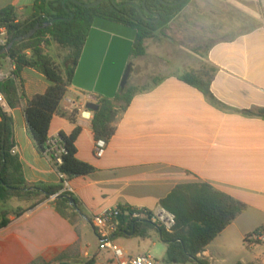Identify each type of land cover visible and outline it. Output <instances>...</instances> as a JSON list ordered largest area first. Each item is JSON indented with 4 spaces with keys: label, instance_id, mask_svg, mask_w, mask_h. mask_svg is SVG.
Listing matches in <instances>:
<instances>
[{
    "label": "crops",
    "instance_id": "0c3cea01",
    "mask_svg": "<svg viewBox=\"0 0 264 264\" xmlns=\"http://www.w3.org/2000/svg\"><path fill=\"white\" fill-rule=\"evenodd\" d=\"M35 1L0 0V10L12 6L25 18ZM175 21L208 42L204 53L203 44H199L189 65L178 54L183 49L170 51L166 57L159 44L149 55L144 42L145 55L139 60L150 59L147 63L158 73L169 66V60L176 62L179 70L155 76L161 82L134 96L116 116L115 134L101 158L94 155V112L85 108L91 95L68 88L63 112L77 111L76 122L55 115L49 138L68 135L80 127L75 142L77 158L94 167L91 175L62 182L28 135L24 105L13 109L7 105L11 143L17 149L15 157L23 178L28 184L62 185L61 192L80 202L83 219L78 235L75 226L50 204L58 194L19 217L9 216V224L0 229V264H30L36 259L52 264L77 243L81 264L90 259L95 264H109L111 254L99 252L91 218L114 207L156 211L162 199L186 183L209 184L247 206L199 258L207 264H264V242L245 243L246 236L264 227V120L241 114L264 108V9L256 0H192ZM161 36L159 32L151 39ZM50 52L58 50L52 47ZM191 66L216 70L210 84L215 101L180 80ZM6 75L8 78L10 70ZM21 81L27 100L44 94L49 87L43 74L29 68L23 69ZM21 203L20 208L28 207ZM84 227L90 229L95 241L83 233Z\"/></svg>",
    "mask_w": 264,
    "mask_h": 264
},
{
    "label": "trees",
    "instance_id": "16d2710c",
    "mask_svg": "<svg viewBox=\"0 0 264 264\" xmlns=\"http://www.w3.org/2000/svg\"><path fill=\"white\" fill-rule=\"evenodd\" d=\"M74 1L89 4L82 0H36L31 13L25 18H21L12 6L0 10V28L7 30V44L26 35L36 25L42 27L55 20L50 27L39 29L29 40L15 43L8 54L0 56V60L4 59L10 67H14L9 77L0 81V94L10 109L24 105L28 135L37 152L49 160L59 175L64 176L61 178L62 182L89 176L95 171L93 166L77 158L75 142L81 133L80 127L76 126L68 135H59L65 151L61 156V165L53 163V152L47 144L50 124L55 115L67 117L72 124L76 122L77 111L67 115L63 112L62 103L71 87L75 68L94 19L104 18L136 30L130 58H138L145 55L144 42L165 30L192 0H183L181 3V0H175L177 4H164L160 0H104L93 8L77 5ZM95 1L97 0L93 2ZM145 10L151 15L146 14ZM54 46L58 53L50 52ZM25 68L43 74L49 82L44 94L36 95L30 100L25 98L21 81V73ZM215 71L213 68L207 71H189L180 80L215 101L210 92ZM161 80L153 78L149 84L126 86L112 100L99 96L96 103L98 109L92 118L94 139H102L107 143L115 134L116 116L126 110L134 96L151 90ZM241 114L264 120V108L241 111ZM0 117V229L10 222L6 208L11 200L28 204L25 209L17 207L12 211L13 216L19 217L58 194L50 204L62 218L75 226L79 235V222L83 219L80 202L72 194L61 192L62 185L51 187L43 183L28 184L25 181L18 159L10 154L11 119L3 111ZM70 198L73 199V204H70ZM159 206L175 217V225L171 231L146 220L127 223L121 218L114 238H145L151 229H156L160 240L166 245V264H207L199 255L247 209L245 204L206 183L178 185L160 201ZM253 233H264V227ZM250 235L246 236L245 243H249ZM78 252L77 243L66 249L52 264H81ZM82 263L95 264V260ZM30 264L47 263L36 259Z\"/></svg>",
    "mask_w": 264,
    "mask_h": 264
},
{
    "label": "water",
    "instance_id": "95a60500",
    "mask_svg": "<svg viewBox=\"0 0 264 264\" xmlns=\"http://www.w3.org/2000/svg\"><path fill=\"white\" fill-rule=\"evenodd\" d=\"M103 1L97 0L90 4L74 2L77 5L93 8L99 6ZM160 1L168 4L174 0ZM181 2L183 0L179 3ZM130 5L134 4L130 3ZM145 13L151 15L147 10H145ZM154 16L158 18L157 15ZM54 21L51 20L42 27L36 25L26 35L15 38L5 48L0 50V56L8 54L15 43L29 40L39 29L45 26L50 27ZM136 35L137 31L132 28L104 18L97 17L94 19L71 83L72 87L91 95L90 101L85 105L87 110L97 111L98 105L95 102L99 96L112 100L116 97L119 90L125 88L131 69L128 61ZM69 202L73 204V199L70 198Z\"/></svg>",
    "mask_w": 264,
    "mask_h": 264
},
{
    "label": "rangeland",
    "instance_id": "374dc122",
    "mask_svg": "<svg viewBox=\"0 0 264 264\" xmlns=\"http://www.w3.org/2000/svg\"><path fill=\"white\" fill-rule=\"evenodd\" d=\"M86 3H93L94 0H82ZM259 8L264 9V0H256ZM21 18H24L23 16H20ZM188 30V29H187ZM186 32V33H184ZM163 36L157 37L156 39H147L146 45L147 49L149 51V55H151L152 50H154V47L157 45H161L164 47L165 51L167 53H164V55L167 57L168 52L174 53L175 50H180L181 60L191 65V54L194 52H199V44H203V53L204 48L206 44L208 43L204 38L201 40L198 36H195L185 30V27L181 24H179L175 19L172 21V23L162 31ZM158 42H156V41ZM160 41V42H159ZM56 47V46H54ZM165 60L168 61L167 58ZM174 60V59H173ZM1 69L4 73H8L10 70L9 63L6 62L4 59H1ZM150 59H138V58H130V62L133 65V69L131 71V74L128 77L126 86H142L145 84H149L151 80L159 75L164 76L169 73H177L179 70L178 65L173 62L172 60H169V66L164 68L158 73V70L152 68L153 66L149 63ZM192 69L190 71H199V66H191ZM204 67V65H203ZM125 86V87H126ZM22 203L17 200H11L8 203V206L6 208V212L9 216H12V211L19 207ZM88 228V227H86ZM85 227L82 229L83 233L87 234V238H90V240H96L93 233L90 231V229H86ZM117 243L121 245V247L125 250V252L128 255H131L132 257L150 254L153 258L160 261L161 263L165 259V253H166V245L160 240L159 234L156 231V229H151L148 233V235L145 238L142 237H126V236H120L117 238ZM108 254V253H107ZM233 260L230 261V263Z\"/></svg>",
    "mask_w": 264,
    "mask_h": 264
},
{
    "label": "built area",
    "instance_id": "2783aa9c",
    "mask_svg": "<svg viewBox=\"0 0 264 264\" xmlns=\"http://www.w3.org/2000/svg\"><path fill=\"white\" fill-rule=\"evenodd\" d=\"M7 30L0 28V50L7 46ZM14 69L10 67V71ZM7 77L6 73L1 69L0 61V81ZM7 107L4 97L0 94V113L5 112ZM1 120V117H0ZM50 151L53 152V163L56 166L62 164L61 156L64 154V148L61 144L59 137L49 138L47 142ZM106 142L102 139L95 140L94 155L96 158H101L105 152ZM16 147H12L10 154L16 155ZM64 178L63 175H60ZM53 198L55 196H52ZM124 218L125 222L132 220H146L155 224L166 231H171L175 225V217L173 214L165 211L159 207L156 211L146 209H137L131 207H114L103 210L102 212L94 215L90 220V225L98 240L99 252H107L111 254V262L109 264H166L153 258L150 254L132 257L126 254L125 250L114 241V236L118 231L120 219ZM249 241L253 243L264 242V233H252L249 236Z\"/></svg>",
    "mask_w": 264,
    "mask_h": 264
},
{
    "label": "flooded vegetation",
    "instance_id": "af4514ba",
    "mask_svg": "<svg viewBox=\"0 0 264 264\" xmlns=\"http://www.w3.org/2000/svg\"><path fill=\"white\" fill-rule=\"evenodd\" d=\"M170 3H176V2H175V0H174V1L170 2ZM128 64H130V67H131V69H130V74H131V71H132V69H133V65H132V63L130 62V59H129V61H128Z\"/></svg>",
    "mask_w": 264,
    "mask_h": 264
}]
</instances>
